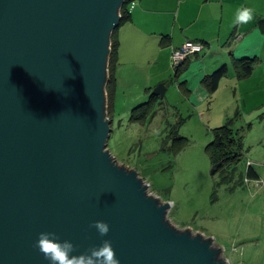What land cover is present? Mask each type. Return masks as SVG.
Listing matches in <instances>:
<instances>
[{
  "label": "water",
  "instance_id": "water-1",
  "mask_svg": "<svg viewBox=\"0 0 264 264\" xmlns=\"http://www.w3.org/2000/svg\"><path fill=\"white\" fill-rule=\"evenodd\" d=\"M127 1L0 0V264H227L107 149Z\"/></svg>",
  "mask_w": 264,
  "mask_h": 264
},
{
  "label": "rangeland",
  "instance_id": "rangeland-1",
  "mask_svg": "<svg viewBox=\"0 0 264 264\" xmlns=\"http://www.w3.org/2000/svg\"><path fill=\"white\" fill-rule=\"evenodd\" d=\"M261 69L253 79L243 82V88L240 85V91H235L238 86L226 77L216 92L202 99L194 92L190 99L182 95L180 77L176 78L171 67L165 98L156 102L145 120L132 119V115L115 117L107 145L120 166L135 169L149 185L150 196L171 204L168 219L176 229L211 239L227 264H264ZM178 120L179 135L187 143L179 150H166L165 143H170L168 126ZM230 120L242 138L241 158L212 175L206 148L214 138L213 130ZM249 164L257 172V180L247 179Z\"/></svg>",
  "mask_w": 264,
  "mask_h": 264
},
{
  "label": "crops",
  "instance_id": "crops-1",
  "mask_svg": "<svg viewBox=\"0 0 264 264\" xmlns=\"http://www.w3.org/2000/svg\"><path fill=\"white\" fill-rule=\"evenodd\" d=\"M128 15L116 34L117 59L106 89L112 122L130 116L157 85L168 81L172 51L186 41L206 47L203 54L186 61L178 77L182 95L190 99L194 92L199 99L210 95L203 80L222 66L227 74L219 88L227 77L240 91L264 63V0H133ZM245 57L256 59L248 79L238 78L236 66Z\"/></svg>",
  "mask_w": 264,
  "mask_h": 264
},
{
  "label": "trees",
  "instance_id": "trees-1",
  "mask_svg": "<svg viewBox=\"0 0 264 264\" xmlns=\"http://www.w3.org/2000/svg\"><path fill=\"white\" fill-rule=\"evenodd\" d=\"M133 0H128L124 6L121 8V21L119 24V27L113 32V35L111 37V53L109 57V80L107 86L110 84V81H112V68L114 65V62L117 59V43H116V34L119 28L128 20V5ZM196 42V41H194ZM201 43V42H200ZM203 44V43H202ZM204 45V44H203ZM206 48V47H205ZM187 61V60H186ZM186 61L181 65V67L175 71L176 78L179 77L181 74V71L183 69L184 64ZM256 59L252 58H242L240 60H237L236 66L238 73V78H248L252 75V72L254 71V66ZM227 74V67L222 66L219 70L214 72L211 76L208 78H205L203 82H205L208 91L210 93H214L219 89V84L221 80L226 76ZM108 90V87L106 88ZM160 100L159 97L151 95L149 100L146 101V103L139 105L132 111V119L135 120H145L149 116V114L152 112L153 106L156 104V102ZM108 107L109 106V99H108ZM233 121V122H232ZM230 120L226 125L221 126L219 128H215L213 130L214 132V138L212 142L207 146V152L210 154L212 166H216L220 164V167L216 171V173L224 167L229 166L230 163L233 164V162H236L241 158L240 149L242 147V138L237 134V129L234 128V120ZM181 121L178 120L175 124H170L168 126L170 130V134L168 135V140H170V143H165L164 149L169 150L171 148L175 150H179L187 143V139L184 137H180L179 135V127H180ZM239 130V129H238ZM169 146V148H168ZM215 173V174H216ZM247 179L249 180H257L258 174L255 171L254 167L249 164L247 168Z\"/></svg>",
  "mask_w": 264,
  "mask_h": 264
},
{
  "label": "built area",
  "instance_id": "built-area-1",
  "mask_svg": "<svg viewBox=\"0 0 264 264\" xmlns=\"http://www.w3.org/2000/svg\"><path fill=\"white\" fill-rule=\"evenodd\" d=\"M204 51L205 45L202 43L186 41L181 47L173 49L171 54V67L177 71L186 60L201 55Z\"/></svg>",
  "mask_w": 264,
  "mask_h": 264
}]
</instances>
